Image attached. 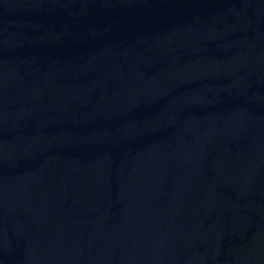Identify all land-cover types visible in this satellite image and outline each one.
Returning a JSON list of instances; mask_svg holds the SVG:
<instances>
[{"label":"water","instance_id":"obj_1","mask_svg":"<svg viewBox=\"0 0 264 264\" xmlns=\"http://www.w3.org/2000/svg\"><path fill=\"white\" fill-rule=\"evenodd\" d=\"M0 264H264V0H0Z\"/></svg>","mask_w":264,"mask_h":264}]
</instances>
